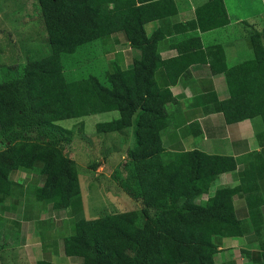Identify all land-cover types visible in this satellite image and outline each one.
Wrapping results in <instances>:
<instances>
[{
	"label": "trees",
	"instance_id": "trees-1",
	"mask_svg": "<svg viewBox=\"0 0 264 264\" xmlns=\"http://www.w3.org/2000/svg\"><path fill=\"white\" fill-rule=\"evenodd\" d=\"M167 1L136 5L134 0H37L50 53L28 60L21 75L0 82V193L8 190L10 171L30 169L41 161L45 179L37 197L54 206L67 205L77 195L76 170L55 145L69 140L67 130L55 122L117 110V118L95 123V130L126 134L134 126V145L126 148V160L110 177L139 208L86 220L77 235L63 242L64 254L80 259L75 264H210L203 249L212 245L219 227L235 223L229 198L237 188L216 190L203 204L196 201L218 173L233 167L231 158L197 150L163 155L160 132L171 95L156 86L154 70L164 67L173 82L190 62L204 60L197 38L188 39L177 56L159 57V31L146 35L143 25L173 13L172 3L164 5ZM187 26L195 24H175L173 30ZM116 30L140 50L129 68L106 71L105 83L92 74L65 79L61 55ZM249 46L252 59L230 68L212 65L226 79L229 97L220 108L227 122L254 114L264 118V45L258 33L249 35ZM25 111L33 123L16 129ZM37 132L43 139L25 138Z\"/></svg>",
	"mask_w": 264,
	"mask_h": 264
},
{
	"label": "crops",
	"instance_id": "crops-1",
	"mask_svg": "<svg viewBox=\"0 0 264 264\" xmlns=\"http://www.w3.org/2000/svg\"><path fill=\"white\" fill-rule=\"evenodd\" d=\"M134 1L139 5L157 0ZM171 3L175 11L144 23L143 28L148 29L147 33L144 28L145 34L159 31L156 50L163 60L177 56L188 39L197 38L204 60L190 62L173 82H169L164 67L154 70L153 79L156 74L159 80L154 79L156 86L166 88L171 95L164 104L165 126L160 132L163 155L169 157L175 152L197 150L206 155L231 158L233 167L218 173L210 182L208 192L200 195L197 201L203 204L216 190L237 188L229 198L235 223L219 227L211 240L212 245L203 252L209 255L210 264H264V118L254 114L227 122L220 108V102L229 97L226 79L223 72L212 68L221 63L230 68L252 59L249 35L254 32L260 35L264 45V0H170L164 5ZM188 21L194 22V28L187 26L173 30L175 24ZM95 40L99 41L106 61L104 73L115 66L129 68L140 57V50L129 43L122 30ZM191 44L196 46V41L192 40ZM216 47L220 48L222 56ZM114 111L117 116L111 119H115L119 116L117 110L91 114L108 112L110 116ZM88 115L71 118L74 122L70 127L58 124L60 120L55 122L67 130L69 140H65L66 143L73 141L76 134L81 142H85L84 137L88 136L84 135L83 127ZM97 133L119 135L116 146L109 144L102 157L92 144L86 143L75 146L77 148H65V153L62 151L74 162L76 170L77 195L67 205L54 206L37 197L45 179L40 172L41 161H35L30 169L9 172L8 190L0 193V264H75L80 260L65 255L62 249L64 240L77 235L84 222L89 220L85 217L77 169L85 188L94 185L112 195L97 179V172L102 168L98 161L106 159L109 151L123 150L121 159L124 162L126 148L135 142L133 125L126 135L117 131ZM3 146L0 142V149ZM93 163L95 165L89 167ZM120 165L109 170L107 177L111 181V172ZM117 187L121 197L127 195L120 186ZM137 205L120 212L136 210ZM111 206L115 208L114 204Z\"/></svg>",
	"mask_w": 264,
	"mask_h": 264
},
{
	"label": "rangeland",
	"instance_id": "rangeland-1",
	"mask_svg": "<svg viewBox=\"0 0 264 264\" xmlns=\"http://www.w3.org/2000/svg\"><path fill=\"white\" fill-rule=\"evenodd\" d=\"M144 28L148 33L147 27ZM98 42V40H95L86 43L77 48L72 54L61 55L62 71L65 79H77L92 74L100 82L105 83L103 71L106 70V61L102 56V48L98 45ZM49 53L50 47L47 42V34L43 28L37 0H0V82L21 75L23 66L28 60L42 58ZM154 79L159 82L156 74H154ZM116 116V111L110 116H108V112L90 114L84 119L83 132L85 136H88L84 137L85 142H81L76 134L73 141L69 143L58 141L55 145L65 153V148L68 150L72 147L77 148L75 146H80L83 143H86V145L92 144L98 150V156H101L102 152H106L110 145L116 146L119 135H102L97 131L94 132V125L96 122L107 121ZM73 120L71 118L63 119L58 121V124L63 127H70L74 122ZM31 123H33V116L29 111H25L18 117L14 127L18 129ZM29 136H32L33 141L43 139V136L39 135L38 132L37 135H25V138L28 139ZM121 153H123V150H115L112 153L109 151L106 159L98 161L102 168L97 172V179L112 195L98 190L94 185L85 188L77 169L79 189L86 218L102 217L109 213L132 209L135 203L136 205L139 204L134 198H132L133 201H130L129 196L123 198L127 195L121 197L117 185L107 177L113 166L120 165L123 162ZM88 169L85 168L86 171L90 172ZM81 174L83 177L86 176L83 173ZM111 204H114L115 208ZM118 204L120 206H116Z\"/></svg>",
	"mask_w": 264,
	"mask_h": 264
}]
</instances>
